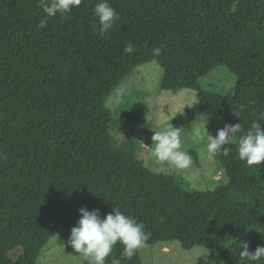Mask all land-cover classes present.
<instances>
[{
	"label": "trees",
	"instance_id": "1",
	"mask_svg": "<svg viewBox=\"0 0 264 264\" xmlns=\"http://www.w3.org/2000/svg\"><path fill=\"white\" fill-rule=\"evenodd\" d=\"M97 2L39 29L40 0H0V264L17 249L18 264H38L52 237L67 244L81 208L103 218L113 207L146 226L150 246L178 242L207 249L208 264H249L241 243L264 246V165L248 166L236 147L264 112V0H109L120 19L105 37L93 27ZM151 63L164 72L163 91L197 92L200 116L238 115L241 132L225 145L236 164L216 154L229 181L214 192L149 171L142 138L154 124L107 109ZM218 67L236 78L233 97L201 88ZM122 264H142L139 250Z\"/></svg>",
	"mask_w": 264,
	"mask_h": 264
},
{
	"label": "rangeland",
	"instance_id": "2",
	"mask_svg": "<svg viewBox=\"0 0 264 264\" xmlns=\"http://www.w3.org/2000/svg\"><path fill=\"white\" fill-rule=\"evenodd\" d=\"M164 72L158 63L138 67L133 75L111 97L107 109L113 117L134 114L146 122L154 124L152 135L142 138L144 151L141 160L145 167L159 175L183 177L190 181L193 192H214L220 185L228 183L229 178L217 156H209L203 151L206 142L195 136V127H207L209 134L215 136L219 129L228 124H236L238 115L233 113L224 117L200 116L198 113L197 92L184 90L178 94L162 89ZM236 78L223 67L215 68L201 81V88L213 95L233 97ZM181 129L183 149L192 157V165L186 170H177L173 164L161 163L151 156L154 130L171 124ZM192 153L198 156L195 158ZM228 165L236 164L232 152L225 155ZM225 170V171H224ZM228 243L227 246H229ZM142 264H208L209 251L196 248L187 251L178 242L170 244L145 245L139 250ZM23 255L21 249L11 255L9 264H18ZM38 264H80L74 252L58 235L52 237L49 245L41 252Z\"/></svg>",
	"mask_w": 264,
	"mask_h": 264
},
{
	"label": "clouds",
	"instance_id": "3",
	"mask_svg": "<svg viewBox=\"0 0 264 264\" xmlns=\"http://www.w3.org/2000/svg\"><path fill=\"white\" fill-rule=\"evenodd\" d=\"M81 2L82 0H40L45 15L37 27L46 28L48 20L57 15L65 18ZM93 12L97 18L93 27L101 37H105L120 19L119 13L109 0H98ZM134 47L129 41L124 47L125 53L131 54ZM152 51L155 56L162 53L159 47H154ZM261 120H264V112L260 113L259 119L251 122L237 142L238 158L248 166L264 165V124ZM241 129L240 123L228 124L219 129L215 136L209 134L206 126L195 127L193 130L196 137L206 141L202 150L209 156H214L221 151L228 155L232 149L225 145L232 143ZM147 147L157 161L173 164L177 170L189 169L193 163L192 157L183 149L181 129L175 128L172 123L160 130H154L152 145ZM79 212L80 219L71 229L67 245L78 254L80 264H122L123 261H130L150 239L151 233L146 231V226L122 212L119 207H113L103 218L99 209L89 211L81 208ZM117 244L123 246L119 257L114 255ZM241 244L240 261L247 260L251 264L264 257V246H258L255 252H250L248 243Z\"/></svg>",
	"mask_w": 264,
	"mask_h": 264
}]
</instances>
